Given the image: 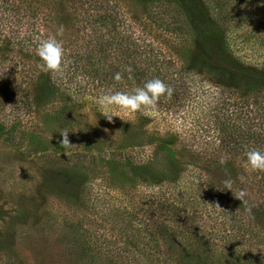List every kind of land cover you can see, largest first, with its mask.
I'll use <instances>...</instances> for the list:
<instances>
[{
	"label": "rangeland",
	"instance_id": "obj_1",
	"mask_svg": "<svg viewBox=\"0 0 264 264\" xmlns=\"http://www.w3.org/2000/svg\"><path fill=\"white\" fill-rule=\"evenodd\" d=\"M109 1L131 32L170 48L178 67L205 58L236 76L196 71L203 86L181 107L108 121L96 103L102 87L62 84L41 70L31 46L38 72L30 83L8 92L0 85V125L10 134L0 131V264H264V187L242 158L197 154L195 145L209 139L202 124L190 122L191 112L208 122L201 104L218 93L216 85L234 84L237 99L264 95L249 87L252 79L264 83V0H203L212 19L234 25L216 38L201 35L179 2ZM43 3L42 36L62 26L56 39L71 48L85 31L83 16L70 0ZM196 22L203 24L201 16ZM32 26L21 29L34 44ZM26 52L12 54L24 60ZM61 131H69L67 149ZM240 191L244 203L235 197ZM175 195L173 212L167 201ZM230 209L242 213L245 229L227 223Z\"/></svg>",
	"mask_w": 264,
	"mask_h": 264
},
{
	"label": "trees",
	"instance_id": "obj_2",
	"mask_svg": "<svg viewBox=\"0 0 264 264\" xmlns=\"http://www.w3.org/2000/svg\"><path fill=\"white\" fill-rule=\"evenodd\" d=\"M43 1L0 0V85H4L7 92L14 83L21 84L22 81L29 84L38 72L39 57L34 62L30 60L31 56L35 55L33 48L36 49L38 43L46 39L41 34L42 27L39 21L42 19L39 16L42 13L40 5H45L42 4ZM169 1L179 2L186 14L195 21L194 25L201 35L208 32L211 37L216 38L226 31L225 29L234 26L230 19L224 23L231 27H225L215 18L212 19L208 14L209 10L207 11L202 3L203 0ZM70 2L75 12L83 16L85 31L77 36L71 48L63 46V68L58 74L61 78L58 79L64 85L84 81L91 86L96 84L97 87H102L106 93L131 92L134 88L142 86L146 80L159 78L172 88V93L170 96L162 95L156 106L162 105L173 109L184 105L185 101L197 91L198 85L199 89L202 88L203 85L198 84L199 80L201 81L197 77L198 72H210L217 77L236 76L227 68L205 58L197 60V63L186 68L183 64L178 67L179 60L171 55L169 47L167 49L154 42L155 40H148L145 33L131 32L123 20L124 17H121L118 11V4L112 1L70 0ZM218 2L220 5H234V0H218ZM200 16L203 24L196 22L197 17ZM26 23L33 25L32 32L37 39L34 44L30 40L35 38L29 39L21 29ZM31 46L33 48H30ZM16 49L27 50L26 59L20 60L14 56L12 52ZM180 63H183V60ZM116 73L120 74V80L114 79ZM217 86L219 85L215 88L218 89V93L201 104L202 111L208 114V122H199L197 115L191 112L196 117H191V125H196L197 121L198 124H202L200 129L204 137L209 139L206 145L192 144L196 146L195 152L202 155L208 152L211 159L226 155L242 158L245 161L247 150L264 151V95L261 98L255 96L254 100L248 95L242 96V100L233 98L234 84L222 89ZM249 87L258 94L264 93V83L259 79H252ZM2 88L0 87L1 90ZM15 100L12 98L10 100L14 104V110L20 108ZM26 104L29 107L30 103ZM26 104L24 108L27 107ZM7 130H9L7 127L0 125V131L9 138L10 134L6 132ZM252 174L257 177L256 184L264 187V172L257 171ZM175 197L174 201H167L173 212H176L180 204L178 197L176 195ZM224 215L229 225L237 226L240 230L246 228L241 212L230 209Z\"/></svg>",
	"mask_w": 264,
	"mask_h": 264
},
{
	"label": "clouds",
	"instance_id": "obj_3",
	"mask_svg": "<svg viewBox=\"0 0 264 264\" xmlns=\"http://www.w3.org/2000/svg\"><path fill=\"white\" fill-rule=\"evenodd\" d=\"M63 27L61 26L55 35L49 36L47 39L41 40L36 49L35 54L42 62L38 66L42 71L60 74L63 68L64 49L60 41L56 39V36L61 35ZM114 79L120 80L121 76L116 73ZM172 88L166 85L164 81L159 78H152L146 80L142 86L134 88L131 92L116 91L101 95L96 103L98 110L104 118L108 121H112L113 116L131 115L141 109H155V106L162 95L167 94L170 96ZM115 110H122L117 112ZM145 115H150L148 111L144 112ZM69 131L59 132L62 139L59 141L62 148L67 149L71 143L68 140ZM225 162L224 158L220 160V163ZM245 168L252 172H264V151L258 149H251L245 152ZM225 188L231 190V181H224ZM246 193L240 191L235 197L240 199L244 203V197Z\"/></svg>",
	"mask_w": 264,
	"mask_h": 264
}]
</instances>
